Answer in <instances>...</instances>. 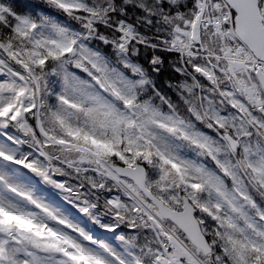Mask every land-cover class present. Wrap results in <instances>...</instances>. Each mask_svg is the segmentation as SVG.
<instances>
[{
	"label": "snow or ice",
	"instance_id": "6c2138e0",
	"mask_svg": "<svg viewBox=\"0 0 264 264\" xmlns=\"http://www.w3.org/2000/svg\"><path fill=\"white\" fill-rule=\"evenodd\" d=\"M0 264H264V0H0Z\"/></svg>",
	"mask_w": 264,
	"mask_h": 264
},
{
	"label": "trees",
	"instance_id": "16d2710c",
	"mask_svg": "<svg viewBox=\"0 0 264 264\" xmlns=\"http://www.w3.org/2000/svg\"><path fill=\"white\" fill-rule=\"evenodd\" d=\"M19 3L23 4V3H36L38 4V2L36 0H18ZM168 79V74L166 73L164 76L161 77V80L163 81H167Z\"/></svg>",
	"mask_w": 264,
	"mask_h": 264
},
{
	"label": "rangeland",
	"instance_id": "374dc122",
	"mask_svg": "<svg viewBox=\"0 0 264 264\" xmlns=\"http://www.w3.org/2000/svg\"><path fill=\"white\" fill-rule=\"evenodd\" d=\"M40 2V0H38Z\"/></svg>",
	"mask_w": 264,
	"mask_h": 264
}]
</instances>
